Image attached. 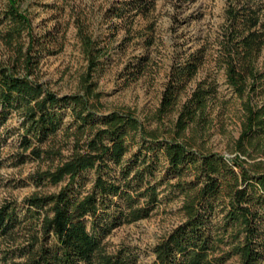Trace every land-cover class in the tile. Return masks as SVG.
Returning <instances> with one entry per match:
<instances>
[{
  "label": "trees",
  "instance_id": "16d2710c",
  "mask_svg": "<svg viewBox=\"0 0 264 264\" xmlns=\"http://www.w3.org/2000/svg\"><path fill=\"white\" fill-rule=\"evenodd\" d=\"M20 3L9 0L0 13L1 37L17 49L0 64V154L10 147L14 167L35 164L28 180L38 191L0 206V264H138L131 247L114 249L108 238L180 196L184 221L155 245V264H264V0L231 4L217 40L216 67L242 100L232 157L200 144L214 81L197 85L165 134L132 109L103 113L96 76L105 48L84 31L79 92L49 89L39 67L55 39L34 34ZM206 55L200 48L172 66L162 118L180 105ZM46 187L59 190L39 191Z\"/></svg>",
  "mask_w": 264,
  "mask_h": 264
},
{
  "label": "rangeland",
  "instance_id": "374dc122",
  "mask_svg": "<svg viewBox=\"0 0 264 264\" xmlns=\"http://www.w3.org/2000/svg\"><path fill=\"white\" fill-rule=\"evenodd\" d=\"M8 1L0 0V13ZM133 1L21 0V10L30 17L34 34L39 37L50 34L55 39L51 53L41 60L40 81L60 95L79 92L87 69L81 38L84 31L105 48L103 64L96 76L101 111L107 114L132 109L148 129L159 128L160 134L174 127L177 111L199 83L214 81L217 94L210 103L207 124L199 131L200 144L234 156L233 146L243 120L242 100L228 85L224 71L216 67L214 59L226 10L242 0H145L147 3L138 7ZM4 27L0 19V32ZM24 43L27 47L26 35ZM200 48H205L207 54L205 65L188 85L177 109L162 118L159 109L172 66ZM16 54V47L6 45L0 33V64H6ZM12 141L17 139L9 142ZM12 153L8 147L0 154L4 160L0 169V206L6 201L20 202L38 191L28 180L36 165L14 167L10 160ZM58 190L59 187H46L39 191ZM182 204L183 197H177L160 206L149 219L115 230L108 238L110 246L114 249L129 246L138 255V264H155V245L184 221ZM5 244L0 243V251ZM227 264H238V260Z\"/></svg>",
  "mask_w": 264,
  "mask_h": 264
}]
</instances>
